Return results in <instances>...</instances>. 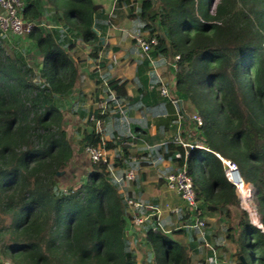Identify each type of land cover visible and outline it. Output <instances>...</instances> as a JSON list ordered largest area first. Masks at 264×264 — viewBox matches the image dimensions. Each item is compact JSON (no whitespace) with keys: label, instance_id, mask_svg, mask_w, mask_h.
Returning <instances> with one entry per match:
<instances>
[{"label":"trees","instance_id":"obj_1","mask_svg":"<svg viewBox=\"0 0 264 264\" xmlns=\"http://www.w3.org/2000/svg\"><path fill=\"white\" fill-rule=\"evenodd\" d=\"M47 1L54 7L50 26L37 22L39 11L31 0L19 7L23 19L34 23L25 36L39 56L33 63L16 38L0 30V264H189L190 245L174 237L184 233L197 245L203 242L187 226L188 206L178 213L184 227L167 231L145 221L131 226L148 250L143 261L128 237L127 199L137 198L119 191L121 172L164 160L173 163L172 171L185 169L200 216L214 219L205 223V238L222 228L235 243L236 264H264V230L251 223L218 157L237 165L241 196L251 199L253 215L256 185L264 224V0H217L214 9V0H115L110 12L94 8L93 0ZM128 21L133 37L138 32L156 37L152 57L175 65L169 66L174 84L168 89L180 100L182 123L192 124L187 141L192 147L174 140L177 117L170 114L171 99L157 90L156 76L153 88L139 86L140 96L130 100L127 78L102 71L104 83L94 68L104 92H96L92 114L81 106L87 95L74 94L76 42L98 60L107 27ZM157 111L168 115L156 119L151 135L147 115ZM66 115L82 125L67 130ZM128 128L151 147L132 138ZM98 143L113 151L112 160L84 168L73 181L68 170L87 146ZM230 179H237L235 171Z\"/></svg>","mask_w":264,"mask_h":264},{"label":"crops","instance_id":"obj_2","mask_svg":"<svg viewBox=\"0 0 264 264\" xmlns=\"http://www.w3.org/2000/svg\"><path fill=\"white\" fill-rule=\"evenodd\" d=\"M93 1L95 2L94 8L100 9L103 7L104 10H106L105 9L106 6L108 7L107 10L108 12H110L114 8V4H115V0H93ZM31 2L37 7L39 11L40 18L37 20V22H41L40 24H42L43 27L47 25L50 26V23H52V18L54 16L52 15V11H51V8H54L52 4L48 3L47 0H31ZM131 26H133V22L128 21V22H122L121 24H119V27L118 26L107 27L102 41L104 47L98 60H95L92 57H90L88 49L82 46L81 44H79L78 42H76L75 54L73 58L78 66V78L76 79L74 94H77L80 91L81 93H85L87 95V98L85 99V101L81 106L82 108L87 109L88 114H92L93 110L96 107L95 105H97V102L95 100L96 97L95 94L100 88L99 85L95 82V79L93 78L94 68L97 69L99 77L102 81H104V83H105V79L103 78L104 76L102 75V71H107V73L113 77L127 78L128 82L126 84V89L130 100L137 99L140 96V92L138 91L139 86H144V87L147 86L148 89L153 88V83H152L153 78L157 77L159 83L163 81L167 86L170 83L174 84V73L172 70L173 68L171 69L169 67L170 64L171 67H173L174 65L173 62L170 63L169 61H166V59H163V57L160 55L155 56L154 58L150 54L148 55L142 52L140 47L136 44V41H133L128 35L129 34L128 30L130 29ZM145 34L146 32L136 33L137 36L145 35ZM15 40L18 41L19 46L22 49H24L26 53L29 55L28 59L30 63H33V60L39 59V56L36 54V49L32 44V41L28 37H24L22 39L16 38ZM113 47H115L116 49L113 50ZM77 57L78 60H76ZM146 58L149 59V63L147 62ZM100 60L103 63L102 68L98 64L99 63L98 61ZM158 87L159 85L156 87L157 90ZM100 89L104 92L102 88ZM103 92H99L97 96L103 97L104 95ZM112 96L114 95L112 94ZM117 105L120 106V104ZM100 106L102 107V105ZM182 108L185 109L183 106ZM90 111L91 113H89ZM173 111L177 117L176 134L174 136V140H176V143L178 144H180L178 140L187 143V141L191 140V135L194 132L192 124L187 122L188 119H186L182 123L179 117L181 116V113L174 104H172V112L170 113L172 116L174 114ZM131 114L134 118H138L141 115L140 112L138 111H132ZM167 115H168L167 112H159V111L147 115L149 121L147 129L151 135L155 134L151 130V124L153 123L156 126V122H155L156 119L161 117H167ZM71 117L70 118L65 117L66 119H68L69 121L68 123L71 122ZM72 120H75L76 126L82 125V122L80 121V119H77V117L76 118L72 117ZM180 131L181 133H183V136H180ZM128 133L132 138L139 139V141L145 147L147 148L151 147V145L147 143L144 140V138L137 137L131 130H129V128H128ZM105 138L108 139L107 136ZM159 142H163V141H159ZM133 147L135 149L136 147H138V145L133 144ZM106 151L110 156H113L112 150H106ZM110 159L112 160V157ZM88 166L91 167L89 157H88L87 167ZM172 168H174L173 163L168 160H164L158 164H153L150 166H142L140 169H138L139 171L137 170L135 172L137 173L136 174L137 176H135L136 180L125 178V173L128 170L121 172V176L123 178H122V184L119 189V191L123 192L124 194L131 192L133 196L135 197L137 196L141 198L142 202H140L139 199H133V198H129V199H133L135 201L140 202L142 207H144L143 209H145L144 211H142V213L150 214L149 217L144 220L145 223L152 222L154 225H158L159 227L161 226L162 228H165L167 231H168L167 228L172 226H174V228H177V226L184 227L183 221L179 219L178 213L180 212V210H183L182 207L185 206V208H187V205L177 194H175V192L174 194L175 196L178 197V199L177 197L174 198L171 196L168 197L171 200L169 202L162 201V197L164 195L163 194L161 195L160 193L156 192L158 188H160L161 178L164 180V176L167 173L172 172L171 170ZM162 202H165V204L168 205L170 208L172 207L177 208L178 212L174 213L167 208L161 210L159 208V205L162 204ZM190 213L192 215L191 211ZM131 228H132L131 224L127 226L128 237L132 236V238L135 239L133 240L134 241L133 246L136 248V250L139 249L137 250L138 252L141 251V255L144 254V257H146L148 250L145 248V244L143 240L138 236L136 237V233L134 234V231H132ZM214 230L215 228L212 230V233L215 232ZM179 235L181 236V239L177 241L184 243L186 245H190L191 247V251H190L191 261L189 264H205L203 260V251H202L201 243L199 245L195 244L196 242H193V240L190 239L189 235H185L184 233H181ZM214 238L215 236L212 235L211 239L207 241L211 242L216 247V259L218 264H236L234 259L235 250L234 252L233 251L231 252L221 248L222 250L220 253V247H219L220 242L217 241L214 243L213 242ZM144 257L142 256L141 257L142 260L140 259L139 260L143 261Z\"/></svg>","mask_w":264,"mask_h":264},{"label":"built area","instance_id":"obj_3","mask_svg":"<svg viewBox=\"0 0 264 264\" xmlns=\"http://www.w3.org/2000/svg\"><path fill=\"white\" fill-rule=\"evenodd\" d=\"M21 4H22V0H0V30L13 37L14 36L25 37L31 31L34 25L32 21H27L23 19V17L20 15L19 7L21 6ZM129 36L133 37V35L131 34H129ZM133 38L135 39L136 44L140 47L142 52L148 55L151 46H153L157 42L156 37L154 36H151L150 38H146L145 36L141 35ZM72 39L75 40L74 29H72ZM177 58L178 56H175V59ZM173 67L175 68V65H173ZM158 90L162 96L171 99L172 104H174L177 107V104L180 100L171 97L168 86L163 81L160 82ZM112 97L114 98V96ZM118 107L120 106L118 105ZM89 113H91V111ZM179 117L181 119V116ZM193 119H195L197 123L201 122V118L198 115H193ZM151 130L153 133L156 132V126L153 123L151 124ZM178 142H180V144L183 147L193 146L192 144L182 142L181 140H178ZM195 146H199V145H195ZM85 153L89 157L91 167L93 166V164H96L97 162L106 159V150L103 148L102 144L100 143L96 145L87 146L85 148ZM218 157L224 165V174L227 180L231 182L230 181L231 171H236L238 174H240L237 165L228 158H223L220 155H218ZM134 177H135V171L133 169H129L125 173V178L127 179H134ZM165 184L169 190L175 192L184 201V203L188 206V208L192 212V220L188 223L187 226L195 228L198 233V236L203 239V242L201 243V247L203 251L204 263L218 264L216 259V247L211 242L207 241V239L205 238L204 227L206 221L204 217L200 216L198 200L190 176L187 174L184 168L177 171H172L165 175ZM232 184L235 187L236 194L239 195L241 202H243L241 198L242 196L241 194H239L237 184L235 183ZM253 198L255 199L256 196H254ZM254 199L252 202L255 207L256 213L252 215L249 208L246 206L244 207V209L247 211L251 223L259 227L260 229L264 230V225L262 224L263 222L260 219V214L257 209V198L256 201ZM127 203H128V207H127L128 211L132 216L131 226L140 225L144 222L145 219L149 217L150 214L142 213L137 210V208L142 207L140 202L128 198ZM167 209H169L174 213L178 212L177 208L174 207L170 208L168 205H167ZM183 226L185 225L183 224Z\"/></svg>","mask_w":264,"mask_h":264},{"label":"rangeland","instance_id":"obj_4","mask_svg":"<svg viewBox=\"0 0 264 264\" xmlns=\"http://www.w3.org/2000/svg\"><path fill=\"white\" fill-rule=\"evenodd\" d=\"M216 2H217V0H214L213 1V3H212V9H214L215 8V4H216ZM105 9L106 10H104V8L102 7L100 10H102V11H107L108 10V7H106L105 6ZM15 38H19V39H22V38H24V36H22V37H20V36H18V37H16V36H14ZM65 117H69L68 115H66ZM70 118V117H69ZM69 121H68V119H66L65 118V120H64V124H65V127L67 128V130H69V131H71V130H73V127H75L76 125H75V120H72L71 119V122L70 123H68ZM75 136H77V133L75 134ZM111 152V151H110ZM106 157L108 158V159H110L112 156H110L109 154H108V152L106 151ZM87 164H88V157H87V155L84 153V154H82V155H80V156H78L77 157V159H76V161H75V163L73 164V166H71L70 167V170H68V175H69V177H71V179L73 180V181H75L74 180V178L75 177H77V176H79L81 173H82V171H83V169L84 168H86L87 167ZM62 183H63V185L64 184H66L67 183V180H62ZM247 185V184H246ZM238 190H239V194H241V189H239L238 188ZM254 195H253V197L254 196H256V193H257V189H256V185L254 184ZM153 191V190H152ZM157 193H160L161 195L163 194L164 196V198L162 197V201H165V202H169V201H171L168 197H174V198H176L177 196H175V194H174V192L173 191H171V190H169L168 188H167V186H166V184H165V176H164V180L161 178V180H160V188H158V190L156 191ZM238 197H239V195H238ZM136 198L137 199H139L140 200V202H142V200H141V198L140 197H137L136 196ZM242 198V197H241ZM177 199H178V197H177ZM240 199V198H239ZM254 199V198H253ZM242 200H243V202H241V200H240V202H241V205H242V207L244 208L245 206L246 207H248V208H251L250 207V205H251V199L250 198H248L247 200L246 199H243L242 198ZM255 201H256V198L254 199ZM165 202H162V204H160L159 205V208L161 209V210H164L165 208H167V205L165 204ZM162 205V206H161ZM161 206V207H160ZM163 206H164V208H163ZM182 209H183V212L185 213L186 212V208H185V206L184 207H182ZM257 209H258V207H257ZM258 212H259V209H258ZM259 214H260V218H261V220H263L262 219V213H260L259 212ZM262 214V215H261ZM204 219H205V221L209 224V223H212V221H214V219L213 218H211V217H207V216H204ZM190 222V221H189ZM263 224V223H262ZM264 225V224H263ZM169 231L170 230H172V229H175L174 228V226H172V227H168L167 228ZM216 229V231H215V233L213 234V235H215V238L213 239V242L215 243V242H217V241H219L220 242V244H219V247H220V253H221V248H223V249H225V250H227V251H233L234 252V250L236 249V246H235V243L233 242V241H231L228 237H227V233L222 229V228H220V229H217V228H215ZM174 237L177 239V240H179V239H181V236L179 235V234H174ZM132 238V236H129V239H130V241L132 242V245H134V241L133 240H135V239H131ZM144 242V241H143ZM134 247V246H133ZM135 248V247H134ZM137 250H139V249H137ZM136 250V248H135V251H136V253H137V257H138V259H140V260H142V256L144 257V254H142L141 255V251L140 252H138ZM146 262H147V260H146Z\"/></svg>","mask_w":264,"mask_h":264},{"label":"bare ground","instance_id":"obj_5","mask_svg":"<svg viewBox=\"0 0 264 264\" xmlns=\"http://www.w3.org/2000/svg\"><path fill=\"white\" fill-rule=\"evenodd\" d=\"M235 173H236L237 179H236V180H234V179H230V181H231L232 183L237 184L238 188L241 189V193H242V191H243L242 178H241L240 174H238L236 171H235ZM249 210H250V212H251L252 215H253L252 209L249 208Z\"/></svg>","mask_w":264,"mask_h":264},{"label":"water","instance_id":"obj_6","mask_svg":"<svg viewBox=\"0 0 264 264\" xmlns=\"http://www.w3.org/2000/svg\"><path fill=\"white\" fill-rule=\"evenodd\" d=\"M92 29H93L96 33H98V32L96 31V29H95L94 24L92 25ZM102 41H103V37H100V42H102Z\"/></svg>","mask_w":264,"mask_h":264}]
</instances>
